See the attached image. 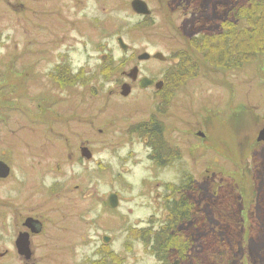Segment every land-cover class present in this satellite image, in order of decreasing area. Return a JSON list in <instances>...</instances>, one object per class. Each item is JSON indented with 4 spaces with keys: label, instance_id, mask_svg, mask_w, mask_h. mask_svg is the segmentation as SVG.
I'll return each instance as SVG.
<instances>
[{
    "label": "rangeland",
    "instance_id": "374dc122",
    "mask_svg": "<svg viewBox=\"0 0 264 264\" xmlns=\"http://www.w3.org/2000/svg\"><path fill=\"white\" fill-rule=\"evenodd\" d=\"M131 1L0 0V104L11 108L2 111L6 121L0 119V155L6 152L12 168V175L0 180V264L27 263L9 252L26 217L46 223L33 264L96 261L104 236L111 238L105 254L109 264L115 255L122 264H160L147 247L149 235L144 233V241L132 230L159 229L167 215L162 197L179 201L183 193L172 195L171 185L182 182L194 194L198 190L206 216L203 237L193 234L192 255H204L208 231L213 243L225 238L232 247V264H264V141L257 142L264 127V55L239 69H204L199 63V77L188 80L171 103L169 139L182 152L171 166L153 170L145 135L127 133L132 124L148 119L151 91L132 85V92L121 96L123 82L133 84L126 77L135 66L141 75L163 81L177 65L138 59L143 53L176 51L182 39L162 31H218V23L243 0H193L186 8L183 0H175L170 16L156 9V25L147 29L139 28L142 18ZM147 1L158 8V0ZM237 23L245 26L241 19ZM106 61L113 69L101 70ZM11 63L12 74L19 72L14 78L3 75ZM57 65L73 74L82 69L92 78L58 84L49 76ZM104 70L108 79L101 75ZM20 77L26 80V97ZM9 80L17 82V91L6 87ZM9 92L13 96L7 97ZM47 97L54 100L49 108L41 101ZM25 100L26 119L20 111ZM201 124L208 135L204 144L191 135ZM81 142L91 159L81 158ZM54 184L57 190L48 192ZM112 193L118 206L103 207Z\"/></svg>",
    "mask_w": 264,
    "mask_h": 264
},
{
    "label": "trees",
    "instance_id": "16d2710c",
    "mask_svg": "<svg viewBox=\"0 0 264 264\" xmlns=\"http://www.w3.org/2000/svg\"><path fill=\"white\" fill-rule=\"evenodd\" d=\"M239 19L244 21L245 26L239 27V24H236ZM218 25V31H208L195 39L198 42L197 51L204 60L201 65L215 67L219 70L239 69L243 65L258 61L264 55V0L238 1L229 11L228 17L220 21ZM111 63L112 61L104 62L101 70L110 67L113 69ZM199 66L197 62L186 65L181 60L179 64L166 71L163 90L169 91L168 95L171 100L175 93L187 84L188 80L199 76L197 72ZM59 69L57 76L52 77L58 84H63V82L84 84L92 78L82 70L80 73L73 74L67 67L63 66ZM105 70L101 75L104 79H108L109 70ZM156 143L160 148L158 158L163 163L168 149L163 141L158 140ZM171 152L173 157L174 149ZM189 188L185 182L178 187L171 185L172 195L176 191L183 195L179 201H171L170 206L167 207L168 218L159 229L149 228L148 232L143 230H132V232L144 241V233L149 235V240L147 239L149 245L146 246L160 264H173L176 260H180L181 264H232L235 257L232 247L225 238L216 239L213 243L208 231L204 236L205 243L202 248L204 255H192L191 251L195 243L193 234L199 232L203 237L201 220L202 218L206 220V216L200 211L198 190L194 194L193 189ZM193 220L197 221L193 225L195 228L188 229L193 224ZM107 249V246L103 244L100 252L102 256L88 264H109L110 255L105 256ZM111 258L113 264H122L124 261L122 257L116 255Z\"/></svg>",
    "mask_w": 264,
    "mask_h": 264
},
{
    "label": "flooded vegetation",
    "instance_id": "af4514ba",
    "mask_svg": "<svg viewBox=\"0 0 264 264\" xmlns=\"http://www.w3.org/2000/svg\"><path fill=\"white\" fill-rule=\"evenodd\" d=\"M133 1L134 0H132L131 3H130L131 8H132V2ZM143 1L146 2V4L148 5V8L150 9V14L149 15H140V14H137L133 10V8H132V10L136 13L137 16H139L140 18H142V21H140V22L143 23V25H141V27H139V28H141V29H147V27L148 28H150V27H153L154 28L155 25H156L155 24V20L153 19L156 9H160L161 11L165 12V14L167 16H170L169 15L170 12H171V5L170 4L173 1H175V0H158V2H159L158 3V8L157 7H154L147 0H143ZM192 1L193 0H183L184 4L182 5V7L183 8L188 7ZM121 6H122V4H121ZM143 19H145V21H143ZM95 21H96L97 24H99L98 19H95ZM176 28L177 27H174V30L175 31H172V30H164V31H162L164 33H173L174 32V34H176V35H174V37L177 36V37H179V38L182 39L181 40V45L177 46L176 51L171 52V54H168L166 56L162 53L165 56V59H163V60H160L158 58H155V53L154 54H149L148 53L149 54L148 59L143 60V61H150L151 62V61H157L158 60V61H163V62L168 61V63L170 62V63H173V64H179L180 61L183 60V62H185L186 65H188V64H190L192 62L193 63L194 62H197V63L202 64L204 62V60H203L202 56L197 51L198 42L195 39L196 38H200L202 34L208 32V31H213V30H200L199 32H193L191 30L190 31H183V30L182 31H179ZM162 32H156V34H159L160 33V35H162ZM171 37H173V36L171 35ZM119 39H118V41H119ZM157 53H161V52H157ZM25 65H23L21 67V71L26 68ZM60 67H63V66L57 65L54 68V70L52 71V73H50L49 76L50 77H53V76L56 77L57 74L60 71V69H59ZM135 67H138V66H135ZM170 68H172V67H170ZM207 68H211V67H206L204 69H207ZM12 69H13V63L9 64V66L6 69V74H3V75H6L9 78H14V77L19 76V74H18L19 72H17V71H14V73L12 74ZM81 70L79 72H77V73H80ZM77 73H74V74H77ZM144 77H147V78L153 80V82H154V84L152 86H148L147 88H142L144 90L151 91V93H152L151 96L154 99L153 107H152V110H151V112H150V114L148 116V119H146L145 121H141V122H137L135 124H132L133 126L130 128V130L127 133H129L131 135H138V136H140L141 134H144L145 135L143 137L144 138V141L145 142H148L147 143L148 146L151 147L150 160L153 163V165H152L153 168L154 167L156 168V166L157 167H161V166H164V167L171 166V165H173V163H175L176 161L179 160V158L182 155V152L180 150V147L178 145L172 144L171 143V140L169 139L168 132H169L170 126H169V123H168L169 122L168 119L170 118L169 114H170L172 100L170 99V95H168L169 91L163 90V86L165 85V80L162 81V83H163L162 87L160 89H158V88H156V83H158L160 81L156 80V78H153V77L150 78L148 76L141 75L140 74V69L138 67V75H137L136 81H133L132 79L130 80V78L127 76L126 78H128L133 84H130L128 82H123V84H130V86H131L130 93H131L132 92V85L133 86L134 85L135 86L138 85L139 88H141L140 85H139V82ZM197 78H195V79H197ZM195 79H192V80H189V81H194ZM2 80H0V81H2ZM4 83H5L6 87H8V89H10L11 91H17L18 90V88H17V90L15 89L17 87V84H16L17 82L16 81L14 83H12L11 80H9L7 83L4 81ZM2 85L3 84L0 83V89H1ZM19 88H20L21 96L22 97H26L27 96V85H26V80L23 77H20V80H19ZM0 95H4L3 92H0ZM7 95H8L7 97L13 96V94L11 92H9V94H7ZM41 101L44 102V106L47 107V108L50 107V102L51 103L54 102L53 99H50L48 97L47 98H44V100H42V98H41ZM6 109H11L10 108V105H7L6 106V104H0V119H2V121H4V120L6 121V119H7V116H5L2 113V111L3 110H6ZM20 109H22V110H20L21 113H22V116L24 117V119H26L27 118V115H28V113H27L28 107H27V104H26V100L23 101V104L21 105ZM26 121L27 120H25V122ZM203 128H205V127L201 124L199 131H193V132H191V135H193L196 138L195 140H199L198 141L199 144L200 143L201 144H204V142H206L208 140V135L203 130ZM27 140H28L27 137H25L24 138V144H25V146H27V144H28V141ZM158 140H159V142H162L163 141L165 143L167 149L170 150V153L168 155L167 154L164 155L163 163H161L160 162V159L158 158V153H159V149H160L158 147V144L156 143V141H158ZM65 142L69 146V144H68L69 143V137H67L65 139ZM86 148L89 149V147L85 144V142H81L79 144V146H78V149H79V153L81 155V158H83L84 160H87V159H85L82 156V149H86ZM172 149H174V151H175V155L173 157H172V152H171ZM7 157L8 156H6V152L4 151L2 153V155H0V161L5 162L10 167V174H9V176L7 178H4V179H1L0 178V180H6V179H8L12 175V168L6 162V159H5ZM227 159H230V158L227 157ZM155 168L153 170H155ZM57 187H58V184H54L53 186H51L47 190H48V192L53 193V192H55L57 190ZM160 198H157L158 202H159V199ZM162 201H163L162 207H164V209L166 210V213H167V215L164 214V217H162L163 221L165 222V220H167L168 215H169L168 208L167 207L170 206V203H171V197H170V195L169 194H165L162 197ZM29 218H32L33 220L38 221L39 224L32 223L31 225H27L26 222H27V219H29ZM45 230H46V223L42 219H40V218H37V217H26L25 219L21 220V222H20V229L16 233V237H15V239L13 241V247L11 248V250L9 252L10 253L12 252L16 256L18 255L21 258H23L27 262L26 264H33V261L32 260H33V258L35 256V247L37 246L36 245V240L42 234H44ZM25 233L28 234L30 259H26L25 256L20 255V253H19V251L17 249V245H16L18 236L20 234H25ZM9 252L6 250L4 252V254H9ZM98 252L100 253L101 250L98 251ZM13 254H11V255H13Z\"/></svg>",
    "mask_w": 264,
    "mask_h": 264
},
{
    "label": "water",
    "instance_id": "95a60500",
    "mask_svg": "<svg viewBox=\"0 0 264 264\" xmlns=\"http://www.w3.org/2000/svg\"><path fill=\"white\" fill-rule=\"evenodd\" d=\"M132 8L133 10L140 15H149L150 14V9L148 8V5L146 4L145 1L143 0H134L132 2ZM120 47L122 49H127L128 46L124 44L122 39L120 38L118 41ZM149 54L148 53H143L138 57L140 61L148 59ZM155 58H158L160 60L165 59V56L162 53H157L155 54ZM138 75V67H134L130 72L127 74V76L132 79L133 81H136ZM154 84L153 80L144 77L140 80L139 85L141 88H147L148 86H152ZM163 83L162 81L156 83V88L160 89L162 87ZM131 91V86L130 84H123L121 87V95L126 97L130 94ZM264 141V127L262 130H260L258 137H257V142H263ZM82 156L89 160L93 157L91 151L89 149H82ZM10 174V167L5 163L0 161V178L4 179L7 178ZM119 204V199L117 194H110L106 200H103L102 205L105 208L109 209H115ZM32 223H37L39 224L38 221L33 220L32 218L27 219L26 224L31 225ZM111 240L110 237L104 236L103 237V244L107 245L109 241ZM17 249L20 253V255L25 256L26 259H30V251H29V241H28V234H20L18 236L17 242ZM173 264H180V260H176Z\"/></svg>",
    "mask_w": 264,
    "mask_h": 264
}]
</instances>
